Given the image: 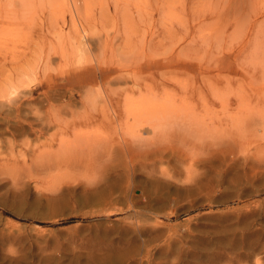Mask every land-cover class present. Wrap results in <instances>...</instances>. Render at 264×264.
I'll return each instance as SVG.
<instances>
[{"label":"rangeland","instance_id":"1","mask_svg":"<svg viewBox=\"0 0 264 264\" xmlns=\"http://www.w3.org/2000/svg\"><path fill=\"white\" fill-rule=\"evenodd\" d=\"M257 42L264 0H0V264H264ZM171 48L177 72L132 76ZM122 63L115 91L137 80L183 112L134 136L81 122L113 120L102 69ZM195 63L247 78L209 88Z\"/></svg>","mask_w":264,"mask_h":264},{"label":"bare ground","instance_id":"2","mask_svg":"<svg viewBox=\"0 0 264 264\" xmlns=\"http://www.w3.org/2000/svg\"><path fill=\"white\" fill-rule=\"evenodd\" d=\"M84 47H85V44H84ZM245 49L246 48L241 47V49L238 51V53L236 51L234 53L232 52L231 55L229 54L230 55L229 59H233V58L236 59L237 57H240L242 53L247 51ZM262 49L264 50V48L262 46H260V43L257 42V47H254L251 50V54L253 53L254 55H257V51H260ZM144 53H145V51H144ZM167 55L168 56L166 58H162L161 57L160 58L161 60L156 58V57L154 58V57L151 56L150 59H148L144 63V65H142L141 63H140L141 65L140 64H138L137 66L134 65L135 68L133 70L132 76L134 75L135 78H136V76L141 75L144 68H146V69H148V71H150L148 73V75L153 80L157 79L156 73L154 71H152V70H154V68H155V70L158 71V74H160L161 77H166L168 73H171V72H168V70L166 72L164 69H169L172 72H175L176 71L175 70V65L176 64H174V63H175V61L177 59H180V54L177 53V49L176 48H171L170 53H168ZM155 59H157V60H155ZM48 60H49V58H48ZM48 60H47V62H48ZM162 61H166L169 64V66H163L165 64L162 63ZM259 61L260 62L257 63V64H264V53L261 56V58L259 59ZM112 63L114 64V62H112ZM133 63H132V65H133ZM217 63H219V62H217ZM122 64H119V65H116V66H113V67L112 66L111 67H106V68L102 69L104 74L105 73H112V72L115 73L113 79L110 76L105 77V80H106L105 83H106V86H108V87L106 89H103V92H104V94H103L104 101L103 102H106V105L108 106V108H111V110L113 111V115H112L113 116L112 117L113 120H109V119L108 120H104L105 117L103 119L99 118V114L97 113V115H96V113H94V114L83 115V118H81V122H83V123H87V122H89V123L91 122L92 123L93 122L94 123V122L101 121L104 124L106 121H108V122L114 121V123L117 122V127L119 128L121 133L130 132L129 134H133V136H134L135 131H139V133H140V130H142V131L145 130L146 131L147 128H153V125H158V124L164 125L166 123H162V122H165V121H167L170 118L179 116L181 114V112H183V110L179 108V104H177L178 101L174 98V96H171L167 100L159 99V96H160L159 93H158L159 91L156 88L153 89V88H149V87L146 88L144 92H142V91H140L141 88H142V84L139 81H137V80L133 82V86H131V87L129 86V88L127 86V87H125L126 89L124 88L122 91H117V90L115 91V89L113 88L112 85L114 83H117V84L124 83V84L127 85L128 82H127L126 78L129 77V76H126V75H127V73H129V74L132 73V72L130 73V72L127 71L129 68L127 69L126 65H124V64L122 65ZM195 64L197 65L198 68H195L196 65H193V70L198 69V73L199 72L201 73V75L203 76V79L207 78L203 82V84L205 86H208L209 88H217L216 86H219V85L221 86L223 81L226 82L225 84L231 85L233 83L232 80L234 79V77H238L237 76V73L239 72L238 68L231 67L230 65L228 67L221 68L218 65L215 66V67H212L214 65L203 66L201 63H199V64L195 63ZM158 66H160V69L158 68ZM184 71H186L188 73L192 72V70L189 69V66L184 67ZM212 71H218L217 72L218 74L219 73L222 74V72H228L230 74L233 73L232 74L233 78H231L232 80L230 78L222 80V78H221L222 75H218V74H217V77L215 76V78H213V77L209 78V77H205L204 76V75H208ZM249 73L250 72L247 71L248 78H250V82L253 83V80H256L257 78H256V76H254V74L251 75ZM86 77L92 78V77H90V75L89 76L86 75ZM161 77H160V79H161ZM246 78H247L246 76L244 77V76H242V74H240V77H238V80L243 82V81H246ZM79 79H80V81H82L84 78L82 76H80ZM83 81H85V80H83ZM113 81H114V83H113ZM167 84H168V82L166 80H163V79H161V83H158L159 86H165ZM253 86H255V85H253ZM10 87L15 89L14 86H10ZM198 88H200V87H198ZM134 89H136V90H138L140 92V95H139V97L137 99L134 98L133 95H128V94H130L128 92L129 91H133L134 92ZM9 91H10V89H9ZM0 92L1 93L3 92V94L1 95L3 98H6L9 95L8 94L6 96L7 90H5V95H4V91L3 90L0 91ZM92 95H91V97H92ZM236 97H237L238 103L241 105L243 103L242 96L240 94H236ZM87 99H89V98H87ZM2 100H4V99H2ZM221 104H222V106L224 108H227L229 106V104H230L229 98L222 99L221 100ZM93 106H94V104H93ZM96 110H95V112H96ZM241 111L238 112V113H235L232 116L234 121L238 122L240 120L241 114H242ZM110 119H111V117H110ZM81 122H78V123L80 124ZM75 124H77V123H75ZM102 126H105V124L102 125ZM110 126H111V123H110ZM142 131H141V133H144ZM262 132H264V130Z\"/></svg>","mask_w":264,"mask_h":264}]
</instances>
